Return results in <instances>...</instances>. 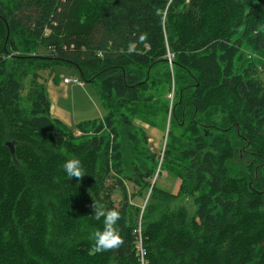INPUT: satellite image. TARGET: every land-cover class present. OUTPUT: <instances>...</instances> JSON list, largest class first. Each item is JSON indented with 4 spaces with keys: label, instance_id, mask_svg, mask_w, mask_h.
I'll use <instances>...</instances> for the list:
<instances>
[{
    "label": "trees",
    "instance_id": "16d2710c",
    "mask_svg": "<svg viewBox=\"0 0 264 264\" xmlns=\"http://www.w3.org/2000/svg\"><path fill=\"white\" fill-rule=\"evenodd\" d=\"M58 66L103 119L52 118L39 71ZM162 115L151 152L137 121ZM94 203L120 213L115 250L94 251ZM140 220L148 264H264V0H0V264H140Z\"/></svg>",
    "mask_w": 264,
    "mask_h": 264
},
{
    "label": "rangeland",
    "instance_id": "374dc122",
    "mask_svg": "<svg viewBox=\"0 0 264 264\" xmlns=\"http://www.w3.org/2000/svg\"><path fill=\"white\" fill-rule=\"evenodd\" d=\"M47 51L41 49L38 53L40 56H47ZM17 56H22V53H16ZM41 79L40 85H44L47 96L52 105V118L62 121L69 129L74 130L77 125L89 121L100 120L105 116L104 108L99 99L96 88L84 83V86H70L64 84V79L69 77L80 78L77 71L74 68L69 67H55L53 70L39 71ZM25 90L23 92L24 107L29 106V93L31 81L25 80ZM170 99H172L170 97ZM148 123H140L137 121V126L143 127L148 136V147L151 152L159 153V151L165 150L167 143V135L169 129V121L167 126L162 124L163 115L150 118ZM163 129V130H162ZM79 134V133H77ZM181 182L170 176L167 172H163L162 177L159 179L157 187L161 190L168 191L174 195H178ZM129 192L133 193L135 187L128 184ZM142 198L139 206L142 210H145L146 202L150 196ZM145 199V202L144 200ZM114 200L119 202L120 197L118 194L114 196ZM138 201V202H139ZM161 201V200H155ZM170 207L177 209L180 206H186L193 214L195 207L192 200L188 196H181L176 201L171 202Z\"/></svg>",
    "mask_w": 264,
    "mask_h": 264
},
{
    "label": "clouds",
    "instance_id": "9594fccd",
    "mask_svg": "<svg viewBox=\"0 0 264 264\" xmlns=\"http://www.w3.org/2000/svg\"><path fill=\"white\" fill-rule=\"evenodd\" d=\"M63 171L68 180L73 178H81L85 175L84 169L79 159L73 158L67 160L63 164ZM93 213L96 220L103 221V230H97L92 239L95 241L94 251L104 252L115 250L123 244V240L117 230V222L121 219L120 213L117 210H105V208L94 203Z\"/></svg>",
    "mask_w": 264,
    "mask_h": 264
},
{
    "label": "built area",
    "instance_id": "2783aa9c",
    "mask_svg": "<svg viewBox=\"0 0 264 264\" xmlns=\"http://www.w3.org/2000/svg\"><path fill=\"white\" fill-rule=\"evenodd\" d=\"M133 50V48H132ZM99 58H103L104 57V53L100 52L98 54ZM169 62L172 63L174 56L169 55ZM64 84L65 85H76V86H84V82L80 79V78H76V77H69V78H65L64 80ZM172 98V97H171ZM136 235H137V240L135 242V247H136V255L140 261V264H148L147 261V252L144 248V244H143V237H142V222L140 220V224H139V229L136 231Z\"/></svg>",
    "mask_w": 264,
    "mask_h": 264
},
{
    "label": "water",
    "instance_id": "95a60500",
    "mask_svg": "<svg viewBox=\"0 0 264 264\" xmlns=\"http://www.w3.org/2000/svg\"><path fill=\"white\" fill-rule=\"evenodd\" d=\"M8 146L11 148V147H13V145L12 144H8ZM13 154H14V152H13Z\"/></svg>",
    "mask_w": 264,
    "mask_h": 264
}]
</instances>
